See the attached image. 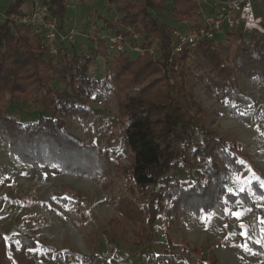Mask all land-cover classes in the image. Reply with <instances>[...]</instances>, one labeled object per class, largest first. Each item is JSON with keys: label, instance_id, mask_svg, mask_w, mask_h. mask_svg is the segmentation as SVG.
<instances>
[{"label": "trees", "instance_id": "16d2710c", "mask_svg": "<svg viewBox=\"0 0 264 264\" xmlns=\"http://www.w3.org/2000/svg\"><path fill=\"white\" fill-rule=\"evenodd\" d=\"M28 1L14 0L0 25V138L9 147L11 159L37 168L58 165L69 174L98 178L108 190L123 178L125 191L112 194L117 202V214L108 220L113 239L119 236L118 227L128 220L132 227L124 231H131L143 243L149 240L156 222L162 221L172 244V232L183 211L204 217L212 212L225 215L227 207L239 200L252 212L256 235L264 237V210L256 200L264 198V183L253 176L252 193L247 185L238 192L229 191L227 185L229 175L237 178L248 167L246 145L212 128L224 114L203 106L195 92L200 82L229 114L244 115L253 102L239 75L264 81V36L246 39V33L231 30L224 41L207 40L195 49L194 56L178 53L169 62L174 49L172 27L152 13L168 0H109L118 3L123 12L114 24L111 18L104 20L106 27L119 30L124 24H140L147 34L145 45L160 44L159 56L153 59L145 54L132 59L111 52L104 39L95 37L89 40L91 47L78 50L77 36L52 58L43 47L41 31L9 18L12 12H23ZM45 2L61 30L75 27L66 26L67 0ZM174 6L181 21L190 20L199 8L194 0H176ZM100 56L108 70L98 78L93 72ZM101 93H113L118 108L117 114L96 117L100 132L108 135L103 146L84 142L68 127L69 121L91 115L90 102ZM21 102L39 106L35 120H22L8 111ZM48 110L52 113L46 114ZM252 118L254 130L260 132L264 103L257 105ZM118 124L121 129L117 132L113 126ZM122 158L130 163L123 164ZM60 201L77 207L81 204L67 197ZM79 213L83 215V211ZM37 246L33 235L20 232L10 239L0 227V264H38L31 254ZM257 247L258 252H264L263 246ZM80 257L84 264H113L115 260L96 251ZM182 259L181 253L165 252L148 261L170 264Z\"/></svg>", "mask_w": 264, "mask_h": 264}, {"label": "rangeland", "instance_id": "374dc122", "mask_svg": "<svg viewBox=\"0 0 264 264\" xmlns=\"http://www.w3.org/2000/svg\"><path fill=\"white\" fill-rule=\"evenodd\" d=\"M13 1L0 0V25ZM110 4L109 0H67L66 26L76 25L87 36H78V50L93 45L89 40L96 35L93 30L100 22L99 18H119L123 10L118 3ZM172 5L173 0H168L163 8L152 10V13L171 27L185 30L188 23L173 14ZM198 10L193 19L185 20L199 22ZM256 11L264 16V1L256 4ZM107 12L108 15H103ZM260 35L263 34L252 32L244 36L254 40ZM217 40L224 41L225 34H219ZM138 56V53L130 54L132 59ZM107 70L105 61H95L93 73L96 77H103ZM202 70V67L198 68L199 72ZM239 79L244 92L253 102L244 115L229 114L219 98L208 93L200 82L195 92L203 106L224 114L215 120L212 128L245 143L250 154L248 167L237 178L229 175L227 185L235 192L247 185L252 193L250 182L254 177L264 183V127L261 124L260 132H256L252 118L253 110L259 103H264V81L258 76L249 78L242 74ZM90 103L91 115L82 121H69L68 127L84 142L96 141L103 146L107 144L108 135L100 132L96 117L107 118L117 114V100L113 93H101L97 100ZM7 109L26 121L35 120L40 113L39 106L34 102L13 104ZM45 113L50 114L52 110ZM113 129L118 132L121 126L114 125ZM112 144L116 145L115 142ZM121 161L123 164L130 163L128 158ZM116 182L112 190H108L103 188L100 179L69 174L58 165L47 164L37 168L20 159L16 162L11 159L9 147L0 138V227L10 239L20 232L36 237L38 246L31 254L38 264H84L85 260L80 255L93 251L107 258L113 257V264H152L148 261L150 257L165 252L183 255L182 260L170 264H264V252H258L257 247L261 245L264 248V237L262 233L256 235L251 224L252 212L240 200L231 203L225 215L212 212L204 217L183 211L178 228L172 232V244L167 240L162 221L156 222L149 240L143 243L131 231H124L125 227H132L128 220L118 227L119 236L113 239L108 220L117 214V202L112 199V194L125 191L124 179ZM63 197L80 200L81 204L78 207L64 205L60 201ZM256 200L264 210V198ZM78 209L83 211V215ZM247 248L252 252L247 253Z\"/></svg>", "mask_w": 264, "mask_h": 264}, {"label": "built area", "instance_id": "2783aa9c", "mask_svg": "<svg viewBox=\"0 0 264 264\" xmlns=\"http://www.w3.org/2000/svg\"><path fill=\"white\" fill-rule=\"evenodd\" d=\"M31 9L23 12H12L9 18L17 24H28L43 36V47L52 58H57L61 47L66 42L74 41L82 34L77 26L69 30H61L56 16L45 0H30ZM199 4V22L188 21V27L182 30L172 27L174 49L168 61L172 62L175 54L187 53L193 55L195 49L207 40H217L221 33L239 30L246 33L264 35V16L256 11V4L264 0H194ZM116 21V20H115ZM114 21V23H115ZM113 23V24H114ZM93 32L95 38L104 39L109 50L130 56L148 54L156 59L161 53L160 44L152 42L145 45L147 34L140 24H124L119 30L116 27H106L98 24ZM87 37L85 34H82Z\"/></svg>", "mask_w": 264, "mask_h": 264}, {"label": "crops", "instance_id": "0c3cea01", "mask_svg": "<svg viewBox=\"0 0 264 264\" xmlns=\"http://www.w3.org/2000/svg\"><path fill=\"white\" fill-rule=\"evenodd\" d=\"M83 1H85V2H89L90 0H83ZM175 1H176V0H173V5H172L173 7H171V8H172L171 10L173 11V14H174V9H173V8H175V6H174ZM112 4H116V3H111L110 6H111ZM30 9H31V1L29 0V1L27 2V4L23 7V10H24V11H28V10H30ZM167 11H169V10H167ZM108 14H109V12H107L106 14H103V15H108ZM121 15H122V11H121L120 16H121ZM170 16H171V15H170ZM108 18L110 19L111 17L108 16ZM99 19H100V22H98L97 25L100 24V25H102V27H103L104 24H106V23H103V21L106 20L107 18H106V17H105V18L102 17V18H99ZM116 19H117V18H114V19L111 18V22L114 23V21H115ZM172 19H175V20H176L177 18H172ZM192 19H193V18H192ZM190 20H191V19H190ZM182 22H187V23H188L187 20H183ZM190 22H191V21H190ZM74 26H76V25H74ZM87 48H88V47H86L85 49H87ZM97 60H101L103 63H104V61H105V59H104L103 57H101V56L98 57Z\"/></svg>", "mask_w": 264, "mask_h": 264}, {"label": "snow or ice", "instance_id": "6c2138e0", "mask_svg": "<svg viewBox=\"0 0 264 264\" xmlns=\"http://www.w3.org/2000/svg\"><path fill=\"white\" fill-rule=\"evenodd\" d=\"M229 191H231V189H229Z\"/></svg>", "mask_w": 264, "mask_h": 264}]
</instances>
